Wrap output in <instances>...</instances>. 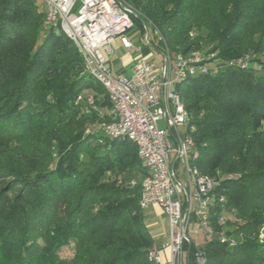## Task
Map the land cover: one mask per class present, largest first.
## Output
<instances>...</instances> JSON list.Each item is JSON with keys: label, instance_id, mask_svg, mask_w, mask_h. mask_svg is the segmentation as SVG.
Returning a JSON list of instances; mask_svg holds the SVG:
<instances>
[{"label": "trees", "instance_id": "trees-1", "mask_svg": "<svg viewBox=\"0 0 264 264\" xmlns=\"http://www.w3.org/2000/svg\"><path fill=\"white\" fill-rule=\"evenodd\" d=\"M220 1L227 4L232 20L216 31L217 61L245 51L262 52L264 0ZM40 3L0 0V154L8 156L0 160V177L17 178L27 192L10 201L4 194L13 182L0 185V264H152L147 250L153 240L138 204L141 185L133 178L138 174L141 180L147 171L136 145L125 136L105 137L97 129L82 133V123L73 121L79 114L82 120L108 121L111 104L102 85L80 75L82 56L73 41L59 26L43 28L45 6ZM129 3L138 13L134 29L139 37L147 26L163 37L173 54L196 47V41L185 38V30L196 20L199 0ZM257 18L263 24L254 31L251 22ZM206 19L201 26L208 27ZM249 29L254 35L239 44V32ZM155 38L152 34L151 45L143 44V56L162 47ZM62 55L66 57L61 60ZM61 64L68 65L66 81L53 87L56 76L64 74ZM174 89L194 126L199 172L240 173L213 189L208 214L214 232L203 234L200 246L191 239L184 243L187 264H195L197 253H202L204 264H264V241L250 236L264 227V66L260 71L223 66L213 75L177 82ZM40 93H54V102L47 111L33 112L28 104ZM80 93L98 96L96 104L104 116L84 114L83 104L75 102ZM47 114L58 116L70 129L66 139L60 132L52 136L44 130ZM22 140L41 145L45 154L40 163L14 153ZM233 155L236 159H229ZM72 192L79 195L76 205L68 203ZM232 218L241 219L238 232L249 235L229 245L218 235L231 234L222 230L233 224ZM68 245L73 255L65 262L58 252Z\"/></svg>", "mask_w": 264, "mask_h": 264}, {"label": "built area", "instance_id": "built-area-1", "mask_svg": "<svg viewBox=\"0 0 264 264\" xmlns=\"http://www.w3.org/2000/svg\"><path fill=\"white\" fill-rule=\"evenodd\" d=\"M41 1L48 9L46 29L55 26L69 28L85 54L86 70L98 72L112 90L114 108H110L109 116L118 114V122L109 123L108 120V124L96 128L97 131L113 136L129 134L136 136L142 143L143 160L150 170V178H146V184H142L146 186V199L141 202L146 205V209L158 205L168 216L169 223L168 239L147 251L152 252L157 264H183L184 243L190 241L187 234L189 222L193 220L202 234L212 235V226H205V200L224 179L235 178L239 174L229 172L221 177L220 173H214L211 181L198 180L201 193L192 192L187 170L189 131L181 133L179 129L183 120L172 100L174 79L179 73L194 69L205 70L213 75L215 68L225 63L248 66V69L263 68L264 61L238 56L222 63L217 61L214 49L200 55L198 59L179 62L168 57V53L160 47L161 60L157 64L150 58L152 53L149 57L143 56L142 47L143 44L151 45L152 33L156 35V41H160L158 32H150L145 26V32L140 37L142 44L133 43L128 32L134 29V17L138 13L127 0ZM101 14H109V22H100ZM116 38L124 48L137 55L128 75L121 72L113 74L108 66L113 55L111 45ZM78 98L90 101L88 114L95 112L97 116H104L96 104L98 96L80 93L75 102H78ZM159 122H163L164 127H160ZM178 160L182 163L185 181L180 180L176 171ZM223 220L220 217V221ZM218 237L222 243L236 241L221 232ZM164 251L167 252L165 256L162 254ZM201 254L197 253L195 264H200Z\"/></svg>", "mask_w": 264, "mask_h": 264}, {"label": "rangeland", "instance_id": "rangeland-1", "mask_svg": "<svg viewBox=\"0 0 264 264\" xmlns=\"http://www.w3.org/2000/svg\"><path fill=\"white\" fill-rule=\"evenodd\" d=\"M127 1L129 2L130 0H127ZM40 5H41V8L44 9V5L42 3H40ZM198 8H199V10L196 13V15H197L196 20H194L193 23L188 24L186 27L185 38H187L188 40L192 39V40L196 41V47L190 51L195 50V51H199L202 53H207V52L215 49L214 39L216 36V31L219 30L220 27L228 25L230 23V21L232 20V17L230 15V10L227 7V4L225 2L220 1V0H199ZM203 17L207 18L206 20L209 23L208 27L201 26L200 22H202ZM262 24H263L262 20L260 18H257L256 20L251 22V25H252L251 27H252V29H254V31L255 30L257 31L258 29H260ZM149 30H150V32H152L150 27H149ZM128 33H129L130 38L137 36V34H138V32L135 31V29H132ZM239 33H240V37L237 40V42L239 44H243V45L247 44L248 41L252 38V35H254V34L250 33V29L245 30V31H240ZM155 45H156V43H155ZM111 48L113 50V55L110 58L111 61L109 60V62H108V66L111 69L112 73L115 74L117 68H119V67L127 68L131 64V62L133 61V56L129 54L128 49H125L121 45L118 38H116L114 40V42L111 45ZM158 50H159V48H155V49L151 50L152 56L150 58H152L157 64H160L161 56H160V53ZM253 52L254 51H245L238 56L255 54L257 57L259 56V58L260 57L264 58V50L262 52H254V53ZM179 54H182V53H179ZM64 56L66 57V55L61 56L62 57L61 60L65 58ZM20 62H18V64ZM19 65H23V63L21 62V64H19ZM61 65L62 66H59V67H64V74L62 73V75L59 76L60 78L58 76H56L58 78V80L53 82V87H59V85H62L66 81V78H65L66 76H64V75H66L65 72L68 69V65H65V64H61ZM256 71H258V70H256ZM40 94L41 95L35 99L36 102L33 101V102H29V104H28L29 107L32 108L33 112L38 113L40 110H43V109H44V111H47L46 109L50 105H52V103L54 102V93H49L46 95H43L42 93H40ZM50 100H51V103L46 102V101H50ZM56 112H57V110H56ZM58 118L59 117L54 115V114H47V116H45L43 118V121L45 123H47V125L45 124L42 127L44 128V130L46 132L51 133L52 136L53 135L57 136L58 132H60L59 135L62 136V138L66 139V137L68 135H70V134H67L70 132V129H68L64 125L60 124L58 122ZM82 119H83L82 114H79L77 117L73 118V121H75V122L77 121V122L82 123V125H83V129L81 131L82 133H87L88 131H90L92 129L98 128L97 127L98 123H100L103 120V119H99V117H96V118H93L90 120L89 119L82 120ZM159 126L164 127V123L159 122ZM39 129H41V128H39ZM56 129H57V133L54 134ZM179 129H180L181 133L185 132L183 126L179 127ZM18 132H21V131H17V133ZM72 132H74V130ZM22 146H23V149H22ZM16 147L17 148L14 152L15 154L25 153V154H27V156L25 154H23V155L27 159L31 158L32 160H34V162L37 161V163H40V161L42 159L41 158L42 155L44 156V154H45V151L43 150L41 145H36V144H33L31 142H28V141H24V140H22L20 142V144ZM48 147H47V149L50 151L51 147L50 146H48ZM33 154H36V155H33ZM19 157H22V156L20 155ZM172 157H173V155L171 154L170 158H172ZM235 157L236 156L233 155L229 159H231V160L236 159ZM7 158H8L7 155L0 154V160L7 159ZM14 161H15V164H19L22 162V160H14ZM25 163H26V161H25ZM190 164L195 166L198 169L196 162H195V159H191ZM176 171L178 173L180 180L185 181L186 177L184 175L182 163L180 162V160H178L176 162ZM218 171L220 172L221 177H225V175L227 174V173L221 172L220 170H218ZM117 174L120 175L119 172H117L116 175ZM238 174L240 176V173H238ZM111 175H113V174H111ZM133 178L137 182L141 181L140 176L138 174L134 175ZM9 180L11 182H13V184L11 185L10 190L5 192L4 195L10 201L15 200L20 195H25L27 193L26 191H24V185H22L20 183V180H18L17 178L14 179L12 177H9V175H7V174L0 177V185L7 187ZM132 183H134V181H132ZM78 196H79L78 194H75L72 192L69 195L70 201H68V203H72L73 205H76ZM194 204H195V201H193V205ZM143 220H144L145 224H147L148 226L150 223H152L153 227L155 229H162V230L167 231V232L169 230L168 216L164 212L158 213L152 209H145V210H143ZM232 220H233L232 221L233 224H229V225L224 226V230H222V231L227 230L231 234L225 235L223 232L222 233L226 237L232 238L234 240H238V239L241 240L242 238H247L246 236H248L249 234H244V233L238 232L239 226H240V224H243V221L241 219L236 220L234 218H232ZM208 221H209V219H208ZM187 234H188V237L194 242V244H197L198 246L202 245L204 240H205L203 237V234L201 232V229L193 223V220H191L189 222ZM250 236L255 238L257 241H264V227L263 226L260 227L259 230H257L253 234H250ZM72 255H73L72 245L65 246V247L61 248V250L58 252V257L60 259H62V261L64 260L65 262H67L72 257ZM62 263H64V262H62ZM183 264H187V261L185 258V253L183 254Z\"/></svg>", "mask_w": 264, "mask_h": 264}, {"label": "bare ground", "instance_id": "bare-ground-1", "mask_svg": "<svg viewBox=\"0 0 264 264\" xmlns=\"http://www.w3.org/2000/svg\"><path fill=\"white\" fill-rule=\"evenodd\" d=\"M47 17H48V9L47 7H45V19H44V23L43 26L44 28H46L47 25ZM100 22H109V14H101L100 15ZM61 31H63L68 37L69 39H71L73 41V43L77 46V48L79 49L81 56H82V68L80 71V75L81 76H89L91 78H93L97 83H99L100 85L103 86L109 102L111 104V108H114V99H113V95H112V90L108 88V86L106 85L105 81L103 78H101V76L98 74V72L96 71H91V70H86V59H85V54L81 49L80 46V42H78V39L76 37H73V35H71L70 29L69 28H61ZM196 34V33H195ZM159 36V40L162 42V50H164L165 52L168 53V57H173L175 58V61H179V62H187V61H191L192 59H198L200 55H205L207 53H202L199 51H189L185 54H173L169 48L165 45L163 37L158 33ZM254 53V52H253ZM245 54V53H244ZM242 58H251L253 57V59H256L258 61H264V58L259 56L257 57L255 54L253 55H242L239 56ZM223 66H228L231 68H237V69H242V70H247L248 66H239L237 64L234 63H226V65H222L219 64L216 68H215V73L221 69ZM254 70H262V68H254ZM209 72L205 71V70H201V69H194L191 70L190 72H182L179 73V75H177V77H175L174 79V85H173V89H172V100L173 102H175L176 104V109L178 110L179 116L182 118L183 120V124L182 126L184 127L185 131H189V138H190V152H189V156L187 158V170L188 173H190V182H191V188H192V192L193 193H201V184L199 183L198 180L200 181H211L213 180V175H205V174H201L199 172V169H197L195 166L190 164V160L191 159H196V157L198 156V152L195 148L194 145V140L192 138V131L194 130V126L190 124V117L189 114L187 113L183 102L180 99L179 94L176 92V90L174 89V86L177 82H181L184 81L188 78L194 77V76H198V75H208ZM212 75V74H209ZM79 96V94L77 95ZM76 96V98H77ZM76 103H80L83 104V113L87 114L88 110L90 109V101H88V99L86 98H78V102ZM101 121V120H100ZM118 122V114H111V119L109 120V123H117ZM105 124H108V121L106 120H102L100 123H98V128L105 126ZM102 133V132H101ZM105 137L108 138H116V137H127L131 142H133L136 145L137 148V154L141 160L142 166L143 168H145V170L147 171V174H145L140 181V185H141V192H140V197H139V201L138 204L140 206V208L142 210L146 209V205H144V203H142L141 201L143 199H146V186H143L142 184H146V178H150V170L147 167L146 163L143 160V153H142V143L136 139V136H130L129 134H122V136H113V134H108V133H102ZM215 173H220L219 171H216ZM226 179H231V178H226ZM223 197H219V201H222ZM213 196L211 195V193L209 194V197L205 200V226H211L208 221L209 219V214L208 211L210 209L211 204L213 203ZM210 220V219H209ZM209 222V223H208ZM236 242V241H235ZM235 243H231L229 245H233ZM154 243H152L150 245V247L148 249H152L154 248ZM147 259L149 262H151L152 264H157V262L154 260L153 258V254L152 252H147ZM200 264H204V258L201 255V262Z\"/></svg>", "mask_w": 264, "mask_h": 264}, {"label": "crops", "instance_id": "crops-1", "mask_svg": "<svg viewBox=\"0 0 264 264\" xmlns=\"http://www.w3.org/2000/svg\"><path fill=\"white\" fill-rule=\"evenodd\" d=\"M136 37V38H135ZM133 43L135 45H141L142 42L140 40V37L138 36H134L132 38H130ZM136 39V40H135ZM135 40V41H134ZM127 49V48H125ZM129 51V54L133 56V61L131 62V64L127 67V68H124V67H119L116 69V73L117 72H121V73H124L126 75L130 74L131 73V70H132V66H133V63L135 61V58L137 57L136 53L132 52L130 49H128ZM111 61V60H110ZM103 111V110H102ZM104 112V111H103ZM147 209H152V210H155L156 212L158 213H161L163 212L162 209L158 206V205H151L150 207H148ZM147 228H148V231H149V234L153 240V243L156 244L157 246H160L163 242H165L167 239H168V232L167 231H164L162 229H155L153 227V224L150 223L149 226L146 224ZM198 236V235H197ZM199 237V236H198ZM197 245V244H196ZM185 253V252H184ZM163 256H165L167 254L166 251L162 252Z\"/></svg>", "mask_w": 264, "mask_h": 264}]
</instances>
